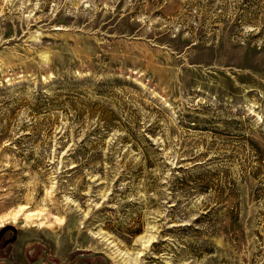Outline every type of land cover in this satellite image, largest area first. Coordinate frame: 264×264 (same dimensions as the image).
I'll return each mask as SVG.
<instances>
[{
	"label": "rangeland",
	"instance_id": "1",
	"mask_svg": "<svg viewBox=\"0 0 264 264\" xmlns=\"http://www.w3.org/2000/svg\"><path fill=\"white\" fill-rule=\"evenodd\" d=\"M34 237L264 264V0H0L1 259Z\"/></svg>",
	"mask_w": 264,
	"mask_h": 264
},
{
	"label": "water",
	"instance_id": "2",
	"mask_svg": "<svg viewBox=\"0 0 264 264\" xmlns=\"http://www.w3.org/2000/svg\"><path fill=\"white\" fill-rule=\"evenodd\" d=\"M34 242L38 243L44 247L43 260H44V262H46V264H49L46 261V255H47L48 247L43 241H41L40 239H37V238L25 239L21 242L19 254L21 256L23 264H27L25 259H24V255L22 254L23 249L26 245L33 244ZM94 258H100L103 260V264H109V260L105 257V255L102 252L79 253L78 255L74 256L71 260L67 261L64 264H75L79 260H92ZM0 264H12V263L7 258H5V259L0 258Z\"/></svg>",
	"mask_w": 264,
	"mask_h": 264
},
{
	"label": "flooded vegetation",
	"instance_id": "3",
	"mask_svg": "<svg viewBox=\"0 0 264 264\" xmlns=\"http://www.w3.org/2000/svg\"><path fill=\"white\" fill-rule=\"evenodd\" d=\"M35 238V237H34ZM27 239H30V238H27ZM39 239V238H37ZM25 240V239H24ZM41 241H43L42 239H40ZM23 241V240H22ZM21 241V242H22ZM21 242L19 244V250H18V254L20 252V245H21ZM44 242V241H43ZM29 245H32L29 249H32L30 253H28V245H26L23 249V252L22 254L24 255V259L26 261L27 264H35V261L38 259V257L40 256L41 260L39 262H37V264H46V262H44L43 260V251H44V247L38 243H33V244H29ZM36 245V246H35ZM48 247V246H47ZM9 260V259H8ZM19 260H20V264H23L22 262V259H21V256L19 254ZM10 261V260H9ZM46 261L47 263H51V264H58L57 260L54 259L50 253H49V247H48V250H47V255H46ZM11 262V261H10ZM12 264H14L13 262H11Z\"/></svg>",
	"mask_w": 264,
	"mask_h": 264
},
{
	"label": "trees",
	"instance_id": "4",
	"mask_svg": "<svg viewBox=\"0 0 264 264\" xmlns=\"http://www.w3.org/2000/svg\"><path fill=\"white\" fill-rule=\"evenodd\" d=\"M1 258V257H0ZM95 259V258H94ZM94 259H92V260H94ZM79 261H81V260H79ZM79 261H77L75 264H77Z\"/></svg>",
	"mask_w": 264,
	"mask_h": 264
}]
</instances>
